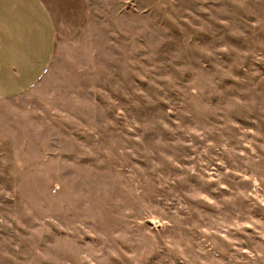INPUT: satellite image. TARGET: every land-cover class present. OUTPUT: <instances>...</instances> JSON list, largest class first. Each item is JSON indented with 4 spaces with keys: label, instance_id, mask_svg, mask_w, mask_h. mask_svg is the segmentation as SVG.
<instances>
[{
    "label": "rangeland",
    "instance_id": "rangeland-1",
    "mask_svg": "<svg viewBox=\"0 0 264 264\" xmlns=\"http://www.w3.org/2000/svg\"><path fill=\"white\" fill-rule=\"evenodd\" d=\"M54 53L0 97V264H264V0H41Z\"/></svg>",
    "mask_w": 264,
    "mask_h": 264
},
{
    "label": "crops",
    "instance_id": "crops-1",
    "mask_svg": "<svg viewBox=\"0 0 264 264\" xmlns=\"http://www.w3.org/2000/svg\"><path fill=\"white\" fill-rule=\"evenodd\" d=\"M52 18L41 0H0V97L37 82L54 53Z\"/></svg>",
    "mask_w": 264,
    "mask_h": 264
}]
</instances>
